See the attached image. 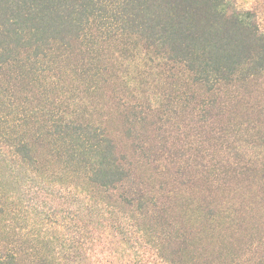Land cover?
Returning a JSON list of instances; mask_svg holds the SVG:
<instances>
[{"label": "trees", "instance_id": "obj_1", "mask_svg": "<svg viewBox=\"0 0 264 264\" xmlns=\"http://www.w3.org/2000/svg\"><path fill=\"white\" fill-rule=\"evenodd\" d=\"M239 1L0 0V188L70 194L63 240L34 219L39 261L264 264V136L262 160L219 158L193 181L138 174L166 158L165 127L221 125L230 92L264 78V0Z\"/></svg>", "mask_w": 264, "mask_h": 264}, {"label": "rangeland", "instance_id": "obj_2", "mask_svg": "<svg viewBox=\"0 0 264 264\" xmlns=\"http://www.w3.org/2000/svg\"><path fill=\"white\" fill-rule=\"evenodd\" d=\"M250 6L251 0L238 2V8ZM71 95L73 97L75 92ZM103 95L102 98L96 97L95 101L99 107L103 105L105 111L109 109V105L113 106L114 101L120 100L118 94L110 92V89L104 91ZM228 101L229 107L225 110L221 125L197 130L188 119H185L177 126L165 127L161 139L163 136L167 138L166 158L156 163L155 170L144 165L139 167L138 174L142 178L149 176L148 178L160 180V174L168 173L166 180L175 177L177 182L182 183L189 179L193 181L196 175L211 166V161H217L219 158L225 164L226 159L237 160L240 156H243L244 160H262L258 143L264 136V78L248 88L232 90ZM224 129H227V132H224ZM147 135L155 139L154 131L149 130L144 137ZM158 142V140L154 142L155 147H160ZM49 168L58 170L56 164ZM139 179L138 177L137 180ZM6 180L2 181L3 189L0 188V205L5 209L4 214L0 216V234L7 238L5 233H9L8 236H11L13 243L7 246L4 243L6 240L0 241V264H7L5 255L13 248L20 252L17 264H43L37 259L39 254L48 253L43 242L54 238V235L60 236L63 240L66 234L64 229L59 230V227H56V222H62L67 215V196H70L68 185L62 188L59 185L50 187L47 184L41 190L37 187V182L20 180L18 183L15 181L14 186L10 184L16 190V194L11 196L8 190L6 194L4 193ZM14 200H18L20 208L23 207V211L25 210L24 214L20 208L17 209ZM34 219L47 226L52 223L53 227H56L55 232L48 236L40 233V237L47 236L48 239L45 240L36 237L40 227L35 224L37 222ZM95 258H91L86 264H97Z\"/></svg>", "mask_w": 264, "mask_h": 264}]
</instances>
